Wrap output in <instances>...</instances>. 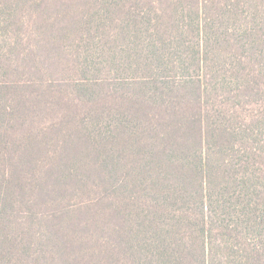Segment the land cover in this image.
I'll use <instances>...</instances> for the list:
<instances>
[{
  "label": "trees",
  "instance_id": "16d2710c",
  "mask_svg": "<svg viewBox=\"0 0 264 264\" xmlns=\"http://www.w3.org/2000/svg\"><path fill=\"white\" fill-rule=\"evenodd\" d=\"M0 264H264V0H0Z\"/></svg>",
  "mask_w": 264,
  "mask_h": 264
},
{
  "label": "rangeland",
  "instance_id": "374dc122",
  "mask_svg": "<svg viewBox=\"0 0 264 264\" xmlns=\"http://www.w3.org/2000/svg\"><path fill=\"white\" fill-rule=\"evenodd\" d=\"M18 169H19V170H18ZM18 169L16 168L17 172L21 170L20 168H18ZM23 170H25V169H23ZM26 171H27V170H26ZM55 198H56V197H55ZM56 199H57V198H56ZM46 209H47V207L44 205V210H46Z\"/></svg>",
  "mask_w": 264,
  "mask_h": 264
}]
</instances>
